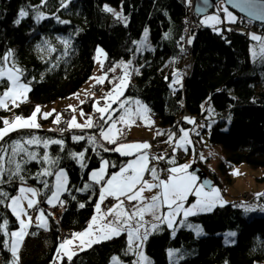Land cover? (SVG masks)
<instances>
[{
	"label": "trees",
	"instance_id": "obj_1",
	"mask_svg": "<svg viewBox=\"0 0 264 264\" xmlns=\"http://www.w3.org/2000/svg\"><path fill=\"white\" fill-rule=\"evenodd\" d=\"M63 2L67 3V7L62 6V0H46L44 3L42 0H0V59L11 51L12 62L23 69L22 79L29 82L31 87L26 102L20 103L18 108L10 104L9 110L0 109V127H3V119L28 116L36 106L42 107L65 99L79 90L91 79L95 51L102 47L106 52V60L101 95L118 83L123 72L118 68V63L130 61L136 68L122 99L136 98L146 104L161 121L158 129L161 135L171 129L183 107L197 119H205L209 109H212V120L207 119L208 126L202 132H210V143L221 145L223 155L218 163V171L206 165L203 167L208 181L213 185L230 184L233 181V168L245 163L252 168H260L262 174L258 180L264 182V56L261 63L253 62L249 50L252 40L249 33L242 34L234 30L215 33L210 26L201 23L202 17L193 11V4L188 0ZM105 4L120 7L121 16L107 11ZM22 10L28 13L23 18L19 15ZM38 12L44 13L45 18L37 20ZM238 16L240 22L248 20ZM17 19H20L19 24L15 23ZM196 24L198 27H193ZM254 25L257 32H264V24ZM145 31L148 32L151 46L139 49L138 43ZM187 55L192 59L190 72L184 76V87L175 89L174 76L167 71V60L169 57L177 59ZM6 86L5 82L0 81V93ZM205 101L210 108H203ZM94 102L95 98L91 96L84 103L86 113L93 112ZM118 115H113V119ZM53 119L54 116L41 118V123H51ZM110 122L102 121L95 115L94 124L97 126L91 129H22L11 132L4 141H0V147L9 148L13 141L31 135L62 139V145L26 147L40 156L47 154L58 158V163L52 165L51 169L67 170L68 189L76 197L72 199L68 192L62 194L67 208L59 219L49 213L51 233L48 247L43 246L44 250L41 249L36 256L24 253V264H50L56 254L62 230L72 233L87 226L103 184L91 180L89 174L92 170L99 168L103 160H108L107 179L129 161L130 156L112 151L114 146L101 139L98 125L105 128ZM182 125L189 127L192 123L185 119ZM74 136L85 138L76 141ZM90 137H95L96 142L92 143ZM197 137L200 135L195 136V141ZM80 152L85 153L87 166L84 168L71 156V153ZM172 159L176 158L170 161ZM176 161L180 163L182 160ZM112 163L116 167H111ZM24 167L27 170V184L40 190L38 207L46 209L49 192L40 180H47L51 186L54 177L41 176L39 180L34 177L49 165L31 161ZM86 184L91 185L87 191H77ZM19 186L20 181L14 178L13 183L2 187L11 195H17ZM240 197L236 196L222 206H215L211 211L191 215L189 224L199 223L203 234H197L193 228L184 223L179 224V221L173 229L165 224L159 226V230L153 232L147 242V252L154 260L152 264H264V211L259 210L264 207V196L245 198L248 201ZM81 203L85 205L83 208L79 207ZM253 205L257 211L245 210L246 206ZM0 215L9 219V231L19 226L9 209L0 206ZM32 231L33 236L41 230L33 226ZM226 231L237 232L236 237H231L234 240H231V247H223L213 237ZM0 241L10 243V238L0 233ZM40 241L32 243L31 248H40ZM126 247L127 235L122 233L119 237L102 240L78 252L71 262L64 256L59 264H110L116 255L130 263L136 257L125 256ZM35 248L29 249V252ZM170 250L175 251V256L169 255ZM14 259L9 248L0 243V264H11Z\"/></svg>",
	"mask_w": 264,
	"mask_h": 264
},
{
	"label": "snow or ice",
	"instance_id": "obj_2",
	"mask_svg": "<svg viewBox=\"0 0 264 264\" xmlns=\"http://www.w3.org/2000/svg\"><path fill=\"white\" fill-rule=\"evenodd\" d=\"M46 0H42V3ZM190 3V0H188ZM244 3L248 6L250 13L261 12L264 13V4L257 5L256 0H244ZM62 6L67 7V3L63 2ZM107 11H113L106 7ZM227 15L231 18L232 13L228 12L225 8L223 9ZM20 17L23 18L28 15L26 11L20 12ZM119 15V14H117ZM45 18L44 13L38 12L36 19L40 20ZM264 19V15L261 16ZM209 21H213V27L215 23H221L219 16H206L202 23L207 24ZM16 24L20 23V19L15 21ZM63 23H67L63 21ZM145 41L147 39V31L144 33ZM253 39H261L253 35ZM141 42V43H144ZM68 43V41H64ZM191 43V40H189ZM102 50H98L100 52ZM264 52V48L261 49ZM255 55V52L253 53ZM13 53L9 51L2 59H0V81L6 83L5 90L0 93V109L9 110V105L13 107H19L20 103H24L27 100V94L31 91L30 83L24 82L22 77L24 71L21 68L16 67L15 63L12 62ZM11 65V66H9ZM128 67L125 64V75L119 81V83L106 94L105 106H97L96 112L100 114V120L111 121L110 126L105 129L103 125H98L101 128L100 135L104 140L109 143L116 144L117 133H122L123 129L117 128V123H123L125 126H129L130 123H135L136 119L148 120L147 113L150 109L147 105L143 104L139 100L130 101L128 98L121 100L120 97L123 96L124 90L126 88V81L128 79ZM97 83H103L105 77L96 78ZM180 82V74H176V80L174 83ZM118 103L117 109H112V104ZM134 105L133 107L126 105ZM99 104V102H97ZM71 107V106H70ZM75 110V109H73ZM123 110L122 114L113 119L115 112ZM55 111V110H53ZM37 114H41V107L36 106L34 111L28 116L24 117L22 115H17L11 121L3 119V127H0V141H4L5 137L9 136L11 132H16L19 130H33L41 128V124L37 122ZM83 115V113L81 112ZM42 118L47 119L50 113H42ZM56 123L60 122V116L55 119ZM97 126L94 124L93 120L89 118L84 125L77 123L75 117H73L69 122V127L71 128H92ZM160 133H158L159 135ZM188 133H184L182 138L183 143L178 145V147H184L187 143ZM84 136H74L73 139L76 141L83 140ZM92 143H95V137L89 138ZM64 141L62 139H50L41 138L39 136L31 135L28 138H21L12 142L9 148L0 147V206L7 208L11 211L12 215L18 222L19 228L16 230L9 231V219L7 216L0 215V233L4 236L10 238L9 241H0L4 246L8 247L17 260L13 264H18V250L23 242V239L28 235V229L32 226L33 217L28 213V209L36 208L39 212L37 216L38 227L47 228V217L42 208L38 207L39 201L36 199L40 195V190L27 185V176L25 164L31 161H38L47 163L49 167H44L42 171L37 172L35 179L39 180L41 176L43 177H54V184L49 185L47 180H40V183L45 189H48L49 195L46 199V203L52 206H56L59 203L63 205V201L60 197L63 193L68 192V194L75 199L76 197L71 194L68 189V178L65 169L58 168L56 171L51 169L52 165L58 163V158L54 159L47 154L40 156V154L29 151L27 146H40L43 145L47 148L50 144L62 145ZM150 148V144L144 143H127L120 144L118 147L111 149L112 151L119 152L121 155L129 156L136 155L137 158L129 161L126 166L121 167L119 172L112 173L108 179L105 176L108 175L107 169L110 162L108 160L102 161V167L97 170H93L90 173L91 180L96 184H101L103 182L102 190L99 193V202L95 205L96 213H101V205L108 197H112L119 201V203L108 207L103 214L100 216H93L88 227L81 231L74 233L71 238L65 239L59 244L57 250V259L62 260L64 256L67 257L69 262L72 261L73 256L77 255L76 252L72 251V246L76 241H79L78 246L81 251H84L86 247H91L94 243H99L101 240H109L114 237H119L122 233L127 234V247L124 251V255H133L136 257L131 264H141V262H146V264H152L151 260L144 253V246L149 238V236L159 230V224H166L167 227L173 228L175 223V218L177 216H182L186 219L191 215H196L198 212L211 211L212 207L215 206L217 202L221 204L227 203L223 201L221 197L220 190L218 188L210 187L206 190V185L203 182L198 183L199 177L194 173L190 172V164H183L176 166L175 159H172L170 163L174 165L173 167L167 169L169 176L167 179H160L156 168H149V156L144 151ZM108 151L109 149H104ZM186 150V149H185ZM74 160H77L82 168L86 167L85 153H71ZM17 157L20 159L18 160ZM154 159H163V157H154ZM6 165H11L13 167H6ZM111 167H116L114 163ZM150 173L154 181L158 183L153 184L148 181L143 180L144 173ZM238 174V173H236ZM16 178L20 181V186L18 187V194L11 195L9 192L3 189V185L13 183V179ZM143 184L138 191L136 186L138 184ZM91 185H84V187L77 189V191H87ZM154 187H159L161 192L159 195L152 198L151 203L147 204L143 208H138L136 211H125L124 201L120 200L121 196L126 197L128 201H135L139 197V192L143 191L144 188L151 190ZM258 196H264V193L257 194ZM196 197V201L191 203L188 207H185L188 197ZM26 201L27 207H24V202ZM85 205L83 203L79 204L80 208ZM162 206H166L168 211L165 214H160V209ZM119 209V210H118ZM246 211L254 212L257 211L256 206H246ZM264 211V207L259 209ZM151 213L155 220L159 223H153L150 227L145 226L143 220L144 213ZM112 216L111 220L108 217ZM26 217V219H25ZM102 221H107V223H101ZM96 226V231L101 233L100 236H96L93 232V228ZM199 231V230H198ZM236 232H229V237L236 236ZM170 256H175V251L170 250ZM112 264H124L119 257H112Z\"/></svg>",
	"mask_w": 264,
	"mask_h": 264
},
{
	"label": "rangeland",
	"instance_id": "obj_3",
	"mask_svg": "<svg viewBox=\"0 0 264 264\" xmlns=\"http://www.w3.org/2000/svg\"><path fill=\"white\" fill-rule=\"evenodd\" d=\"M193 1L194 0H192V2ZM106 7L112 9L113 11H111V12L114 15L121 16L122 10H121L120 7L119 8L118 7H113V6H110L108 4H105V8ZM117 14H119V15H117ZM214 15L218 16V15L215 14V12H211V13L203 16L201 21H203L206 16H214ZM203 24H205V23H203ZM213 24H214L213 21H209L205 25L212 26ZM253 35H255L257 37H261V39L260 40L253 39ZM147 36H148V32H147ZM250 37L252 39L251 42H250V46H249L251 58H252L253 62L261 63L262 58L264 56V52H261V49L264 48V33L252 32V33H250ZM144 41H145V36L143 35L141 41L138 43L139 49H142L145 46H149V44H148V43H150L149 42V38L146 39V42H144ZM141 42H144V43H141ZM98 49L102 50V53H104L105 56H106V52H105V50L102 47H98ZM254 52H255V55L253 54ZM183 58L187 59V56H183ZM125 64H127L129 66L132 65V63L130 61L123 60V61H120L118 63V68L119 69L124 68ZM167 71H169L174 76V81L176 80V74L179 73L180 74V82L179 83H175V84L183 85L184 76L186 74H184V72H182L181 69L176 65L175 60L172 57H169L168 60H167ZM102 73H103L102 72V67H99V65L96 64L95 67H94L91 79L93 77L95 79L101 77ZM120 78H121V76H120ZM174 81H173V83H174ZM94 87H95V85L93 86V85L89 84V81H87L79 90H77L76 92H74L73 94H71L69 97L66 98L65 106H67V108L71 109V113L70 114L72 115V117H75L76 119L79 118V117H82L85 120H88L89 118H91L93 120V117L95 116L94 115L95 113L93 114L94 111L90 112L89 114L86 113L85 109L83 108V105L92 96V94L94 93V91H93ZM99 88H100V86H99ZM92 91H93V93H92ZM89 92L91 93V96L87 97V95L90 94ZM98 93H100V92L98 91ZM28 95H29V93L27 94V97H28ZM96 96H97V94H96ZM102 96H104V95H102ZM93 97L96 98L95 96H93ZM61 100H58L56 102H53V103L45 105V106H42L41 107V114L42 113H50V115L48 117H50V116L56 117L57 115L54 113L53 110H55V111L58 110V105L61 102ZM203 108H205V109L210 108V105L208 104L207 101H205L203 103ZM73 109H75V110H73ZM81 112L83 113V115L81 114ZM150 113H152V115H153L152 117H156L155 114H153V112L151 110H150ZM41 114H37V122L41 124V128H44L46 130L55 129L56 125L54 123H46V124H42L41 123V118H42ZM213 114L214 113L212 112V109H209V112L206 114L205 118L209 119L211 116H213ZM28 116H24V117H28ZM64 117H69V116L66 115ZM148 117H150V116H148ZM11 120H13V119H11ZM11 120H9V121H11ZM187 120L189 122H191L192 125L189 126V127H185L183 125H180L181 134L178 135V137H176V150H175V152L176 153H181L183 151V152L187 153L188 156H187V158L185 160L181 161L176 166L183 165V164H190L191 165V167L189 168V171H190V169L192 168V164H193V157L195 155V152H197V153H199V155H201V156L204 155L205 156L204 157V163L208 164V167L210 169H212L214 171H218V163H219V161H220V159L222 158V155H223L221 145H218V144L212 145L210 143V141H209L210 132L208 130L205 131V132H201L200 133V137L196 138V141H197L196 142L195 141V136L199 135V133H196V131H195L196 127L198 126L197 118H193L192 116H187ZM145 123H146V125L145 124H142V125L147 126V128L145 126H141L140 131H147V129L150 128L149 126L151 125V123H147V121ZM207 126H208V124H207ZM81 129H91V128L84 127V128H81ZM78 130H80V129H78ZM185 132L188 133L187 138H186L188 142L184 144V147H182V150L181 149H177L178 143H179V145L181 143H183L182 138L184 137V133ZM165 135L166 134H163V135L159 134V135H156V136L160 137L161 139H163V137ZM197 143H198V145H197ZM189 146L191 147V154L188 153V151H190L189 150ZM150 148H149V150H150ZM149 164H150V156H149ZM197 166L200 167V162L199 161L197 163ZM148 167H149V165H148ZM99 168H97V169H99ZM97 169H95V170H97ZM65 171L67 173V178H68V172H67V170H65ZM236 173H238V174H236ZM261 174H262V170L260 168H252L251 166H249L248 164H245V163L239 164V165H236L233 168V174H232V180L233 181H232V183L226 184V185H220V184L217 183V184L214 185V187L218 188L220 190L221 197H222L223 201H226L227 203L232 201L234 199V197H236V196H241L240 198L242 200L248 201L245 198H252L251 195H257V194H260V193H262L264 191V182H260L258 180V177ZM27 185L34 187L33 185H29V184H27ZM207 188L208 187H206V190H207ZM36 199L39 201V204H40V200H39L38 196L36 197ZM224 204H226V203H224ZM251 204L258 205L257 202H252ZM218 205H221V204L220 203L216 204V206H218ZM24 207L25 208L27 207L26 201L24 202ZM52 207H54V206H52ZM39 208H42L44 210V212H45V216L47 217L48 227L47 228L38 227L37 224L39 223V221H37L36 218L39 215V212L37 211L36 208L28 209V213L29 214H30V211L32 212V214H30V215L33 217V223H32V226L28 229V235H26L24 237L23 242H22V244L19 247L18 254H17L18 255V264H24V260H23L24 258H23V254L22 253H23L24 248L29 243V241H34V242L37 241V242H39L41 240L40 242H41V245H42L41 247L42 248L40 247L39 249H37L36 250L37 253H40L41 249L44 250L43 246L45 248H47L48 245H49V235L51 233V218L49 216V213L51 214V211L50 210H46L44 207H39ZM160 210H163V208H161ZM25 219H26V217H25ZM190 225H191V228H193L194 231L197 234H203V232H204L203 228H202V226L199 223L190 222ZM33 226H37L41 230L40 233L38 234V236L37 235H33L32 236V234H33L32 227ZM175 226H176V223H174L173 228ZM18 228H19V226L17 228H15L14 230H16ZM64 230L65 229H63V231ZM83 230L81 229V230L73 231L72 233L68 232L70 234L68 237H63V234L62 235L60 234V241L68 239V238H71L74 233L79 232V231H83ZM229 232H236V231H226V232L218 233L216 236H213V237L216 240H218L219 243H221V245L223 247H231L232 246V242L234 240H232V238L228 236ZM35 236H37V237L34 238V240H32V238L35 237ZM234 237H236V236H234ZM231 240H232V242H231ZM60 241H59V244L61 243ZM59 244H58V247H59ZM58 247H57V250H58ZM32 248H34V247H32ZM87 248H89V247H87ZM87 248H85V250ZM78 252H81V250L78 251ZM56 254H57V252H56ZM115 257H119V256L116 255ZM14 258H15L14 261L17 260V257H14ZM149 258L151 259V262L153 263V261H154L153 258L151 256H149ZM119 259L121 261H123L120 257H119ZM123 262H124V264H131V262L130 263L126 262V261H123ZM11 264H13V263H11ZM110 264H112V261H111ZM141 264H146V262H141Z\"/></svg>",
	"mask_w": 264,
	"mask_h": 264
},
{
	"label": "crops",
	"instance_id": "obj_4",
	"mask_svg": "<svg viewBox=\"0 0 264 264\" xmlns=\"http://www.w3.org/2000/svg\"><path fill=\"white\" fill-rule=\"evenodd\" d=\"M191 2H192V0H190ZM192 4H193V11H194V2H192ZM227 9L228 10V12H231L232 13V17L230 18L228 15H227V13L225 12V11H223V9ZM212 12H215V14L216 15H218L219 17H220V19H221V23L222 24H229V25H237V24H239V23H243V22H240L241 21V18L238 16V13H236V12H234L233 10H231L230 8H228L226 5H225V3L223 2V1H221V2H219L217 5H216V7L214 8V10L212 11ZM211 13V12H210ZM241 16V15H240ZM243 17V16H242ZM247 19V18H246ZM245 22H250V23H252V24H254L255 22H253L252 20H247V21H245ZM252 32H254V31H251V32H248L249 34L250 33H252ZM255 32H257V31H255ZM264 33V32H263ZM147 38H149L148 36H147ZM261 38V37H260ZM260 40V39H259ZM149 44V46L148 47H150L151 46V43H148ZM98 48L96 49V51H95V56H94V60H95V65L97 64V65H99V67H102V72H103V66H104V62H105V60H106V56H105V54L104 53H102V51H100V52H98ZM174 60H175V63H176V65L181 69V71L182 72H184V74H188L189 72H190V68H191V64H192V59H191V57L190 56H188L187 55V59H184L183 57H178L177 59L176 58H174ZM187 61V62H186ZM133 65H130L129 67H128V79H127V81H126V88H125V90L127 89V87H128V85H129V83L131 82V80H132V73L134 72V70H135V68L136 67H132ZM123 69V72H122V74H121V78L122 77H124V75H125V69L124 68H122ZM101 77H105V73L103 72L102 73V76ZM120 78V79H121ZM105 80V79H104ZM120 81V80H119ZM119 83V82H118ZM117 83V84H118ZM89 84H91V85H95V87H96V85H98V86H100V90H99V92H101V90H102V83H97V79H95L94 77L92 78V79H90L89 80ZM116 84V85H117ZM174 84V86H175V83H173ZM115 85V86H116ZM180 86H181V88H183L184 87V83H183V85H181V84H179ZM114 86V87H115ZM94 87V88H95ZM113 87V88H114ZM112 88V89H113ZM112 89H110L107 93H109ZM125 90H124V93H125ZM94 91V90H93ZM93 91H92V93H93ZM90 93V92H89ZM106 93V94H107ZM96 94H97V96H96ZM106 94L104 95V96H102L101 95V93H98V92H96V91H94V93L92 94V96H95L96 98H95V102H94V107H93V111H94V113H95V115L96 116H99L100 117V114L99 113H97L96 112V107L97 106H105V104H106V100H105V97H106ZM124 95V94H123ZM89 96H91V93L90 94H88L87 95V97H89ZM122 97L123 96H121L120 97V99L121 100H124V99H122ZM130 101H134V100H139V99H136V98H128ZM65 100H66V98L65 99H62L61 100V102L59 103V105H58V110L57 111H54V113L57 115V116H60V120H62V118L64 117V116H69V118H70V120L73 118L72 117V115L70 114L71 113V109L70 108H67V106H65ZM97 102H99V104H97ZM142 102V101H141ZM117 103H114V104H112V109H117L118 108V105H116ZM129 106H131V107H133V110L135 111V107H134V105H132L131 103L129 104V105H126V107H129ZM151 110V109H150ZM122 112H123V110H119V111H117V112H115L114 113V115L115 114H122ZM154 114V113H153ZM118 115V116H119ZM56 116V117H57ZM147 116H150V117H148V120H147V123H151V125L149 126L150 128L149 129H147V131H140V128H141V126H145L146 125V121L145 120H143V119H136L135 120V123H130L129 124V126H125L123 123H117V128L118 129H123V132L122 133H117L116 135H117V141H116V144H112V143H109L107 140H104L103 139V137L101 136V139L106 143V144H108V145H112V146H114V148H116V147H118L120 144H127V143H144V142H147L148 144H150V147H151V142H150V140L152 139V138H154L156 135H158V129H159V127H160V125H161V121H160V119L156 116V117H152L153 115H152V113H150V112H148L147 113ZM56 117H54V119H53V121L51 122V123H54L55 125H56V128L55 129H58V123H56L54 120L56 119ZM212 117V116H211ZM209 118V120H212V118ZM77 120V123H79V124H81V125H84L85 124V122L87 121V120H85V119H83L82 117H79V118H77L76 119ZM93 122H94V117H93ZM110 124H111V122L108 124V126L107 127H105V129H107L109 126H110ZM142 124H145V125H142ZM149 125V124H148ZM146 128H147V126H145ZM93 128V127H92ZM68 129H81V128H71V127H69V125H68ZM197 142V141H196ZM178 145H179V143H178ZM197 145H198V143H197ZM177 149H181L182 150V147H178L177 146ZM189 150L190 151H188V153H190L191 154V147L189 146ZM147 154L149 153V149H147V150H144ZM130 156V159H129V161H132V160H134V159H136L137 158V156L136 155H129ZM148 156H149V154H148ZM204 155L203 156H201V155H199V153H197V152H195V155H194V157H193V164H192V168L194 167V166H196L197 165V163H198V161L200 162V167L204 170V165H206V166H208V164H206V163H204ZM128 161V162H129ZM176 161V160H175ZM127 162V163H128ZM127 163L125 164V166L127 165ZM179 163H177V161H176V165H178ZM173 165L170 163L169 164V168H171ZM100 167H102V163H101V165H100ZM124 167V166H123ZM192 168L190 169V172H192L191 170H192ZM95 170V169H94ZM120 170V169H119ZM119 170L117 171V172H119ZM93 171V170H92ZM91 171V172H92ZM107 171H108V169H107ZM90 172V173H91ZM89 176H90V174H89ZM110 177V176H109ZM108 177V178H109ZM90 178H91V176H90ZM107 178V179H108ZM105 179H106V176H105ZM143 180H145V181H148L149 183H153V184H156V183H158V181H154L153 179H152V177H151V175H150V173H148V172H145L144 173V176H143ZM201 182V178H199V180H198V183H200ZM102 186H103V184H102ZM214 186V185H213ZM141 187H143V184L141 183V184H138L137 186H136V190L138 191ZM101 190H102V187H101ZM160 192H161V189L159 188V187H154V188H152L151 190H148L147 188H144V190L143 191H141V192H139V197H138V199L137 200H135V201H128L127 199H126V197H124V196H121L120 197V200H123L124 201V210L125 211H129V212H131V211H136V210H138V208H143V207H145L147 204H149V203H151V201H152V198L153 197H155V196H157V195H159L160 194ZM107 199H112V205H115V204H117V203H119V201L118 200H116V199H114V198H112V197H108ZM106 199V200H107ZM60 200L61 201H63V205L61 206L59 203H57L56 204V206L55 207H64L65 206V200H63L62 199V195H61V197H60ZM105 200V201H106ZM196 201V197H193V198H191V196H189L188 197V200H187V203H185V207H188L191 203H194ZM98 202H99V200H98ZM97 202V203H98ZM219 202H217L216 204H218ZM216 204H215V206H216ZM111 205V206H112ZM215 206H213L212 207V209L215 207ZM161 208H163V210H160V214H165V213H167V211H168V209H167V207L166 206H162ZM101 209H102V212L101 213H96V211H94V214H93V216L95 215V216H100V215H102L103 214V211H105L106 209H104L103 208V204L101 205ZM119 210V209H118ZM162 211V212H161ZM202 212H207V211H202ZM202 212H198V213H202ZM92 216V217H93ZM92 217H91V219H92ZM190 217V216H189ZM189 217H187L186 219L182 216V214L180 215V216H177L176 218H175V223H177V221H179V224H182V223H184V224H186V225H188V226H190L191 227V225L189 224V221H188V218ZM113 217L112 216H109L108 217V220H111ZM91 219L89 220V222L87 223V226L85 227V229L88 227V225H89V223L91 222ZM143 220H144V222H145V226L146 227H150L151 226V224H153V223H159L158 221H156L155 220V218H154V216L150 213H148V212H146V213H144V215H143ZM101 223H107V221H102ZM161 225H164V224H159V226H161ZM166 225V224H165ZM84 229V228H83ZM82 229V230H83ZM84 229V230H85ZM79 232H81V231H79ZM93 232L95 233V235L96 236H100L101 235V233H99L98 231H96V226H94V228H93ZM77 233V232H76ZM127 235V234H126ZM38 236V235H37ZM37 236H35V237H33L32 238V240H34V238H36ZM62 241H64V240H62ZM62 241H60V242H62ZM102 241V240H101ZM147 242H148V240H147ZM147 242H146V244H145V246H144V253H145V255L149 258V254H148V252H147ZM32 243L34 244V243H37V241H29V243L27 244V246L24 248V250H23V253L22 254H24V253H30L31 255H34L35 254V256L36 255H38V253L37 252H35V250H37V249H39V248H35L34 250H33V252H29V251H31V250H29V249H31V245H32ZM78 244H79V241H76L75 242V244L72 246V251H74V252H78V251H80V247L78 246ZM45 248V247H44ZM87 248V247H86ZM57 252V251H56ZM57 254H55V256H54V258H53V260H52V262L50 263V264H59L60 263V261L61 260H58L57 258ZM136 259V258H135ZM150 259V258H149ZM151 260V259H150Z\"/></svg>",
	"mask_w": 264,
	"mask_h": 264
},
{
	"label": "built area",
	"instance_id": "obj_5",
	"mask_svg": "<svg viewBox=\"0 0 264 264\" xmlns=\"http://www.w3.org/2000/svg\"><path fill=\"white\" fill-rule=\"evenodd\" d=\"M202 23V22H201ZM200 26V23H198ZM193 27H198V25H193ZM213 28V31L221 34L224 31H236L239 33L246 34L251 31H257V28L254 24L250 22H243L238 25H224L222 23L215 24ZM186 49V46L184 47ZM175 89H180V85H175ZM99 86H96L94 88V91H99ZM187 116H192L186 108L183 107L182 112L175 118L174 123L171 127V129L166 133V135L161 139L160 137H154L150 140L151 142V148L149 150V156H150V164L149 168H156L159 178L160 179H167L169 176V173L167 172V169H169L168 162L171 158H176L175 160H183L187 157V154L185 152L176 153V137L180 135L181 129L180 125H182V121L187 118ZM197 118V117H196ZM198 126L196 127L195 131L196 133H200L203 130V124L204 119L198 118ZM70 122L69 117H63L62 120H60V123H58V130L60 131H66L68 129V125ZM154 157H163V159H154ZM253 198L254 195H251ZM112 199H107L103 203V208L107 209L108 207H111L112 205ZM67 204L65 203L64 207H52L51 205H46V209L51 211V214L56 218L59 219L60 215L65 211ZM30 214L32 212L30 211ZM63 234V237H68L70 234L66 230H62L61 235Z\"/></svg>",
	"mask_w": 264,
	"mask_h": 264
},
{
	"label": "water",
	"instance_id": "obj_6",
	"mask_svg": "<svg viewBox=\"0 0 264 264\" xmlns=\"http://www.w3.org/2000/svg\"><path fill=\"white\" fill-rule=\"evenodd\" d=\"M221 1H223L228 8L239 15L252 20L255 23L264 24V19L261 18L264 13H250L248 6L244 3V0H194V12L198 16L203 17L213 11L216 5ZM256 3L257 5L264 4V0H256ZM191 171L201 178V181L205 183L206 187H213V183L208 181V175L201 167L194 166Z\"/></svg>",
	"mask_w": 264,
	"mask_h": 264
}]
</instances>
